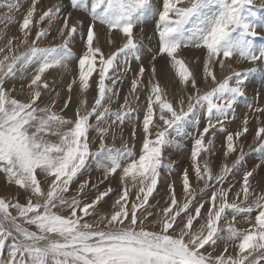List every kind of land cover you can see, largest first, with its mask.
Masks as SVG:
<instances>
[{
  "label": "snow or ice",
  "instance_id": "6c2138e0",
  "mask_svg": "<svg viewBox=\"0 0 264 264\" xmlns=\"http://www.w3.org/2000/svg\"><path fill=\"white\" fill-rule=\"evenodd\" d=\"M39 3L31 0L19 23V36L0 33L4 37L0 44V173L8 185L26 193L24 203L17 197H0V264H264V186H256L254 175L264 166V159L245 169L244 146L238 143L249 132L248 116L242 128L226 135L225 162L218 171L214 172L211 160L216 132H225V122L236 119V106L255 71L235 65H264V47L254 42L260 35L257 9H264V0H161V7L153 0H70L73 10L91 20L81 37L83 51L78 57L70 45L82 22L70 25L72 13L62 16L60 5L36 20ZM0 8H6L7 14L19 12L20 0H0ZM148 15L158 18L156 52L149 69L140 63L120 110L113 111L111 104L119 99L122 82L116 73L129 71L133 59L141 61L142 46L134 29ZM12 19L6 15L0 24L7 25ZM56 20L63 23L54 39L62 42L41 47ZM45 22L49 27H39ZM97 24L107 29L109 44L114 42L112 33L122 36L123 43L115 52L105 55L102 51ZM182 49L203 51L199 84L189 63L179 55ZM159 57L167 58L178 79L181 95L175 103L158 79ZM73 59L78 79L68 85L69 95L58 113L53 110L55 98L48 104L39 103L45 92L60 96L45 74L67 68ZM146 71L149 77L144 81ZM223 73L227 74L218 78ZM94 74L97 95L89 108L86 94ZM16 81L22 82L19 94L25 95L23 101L12 95L17 91ZM9 82L12 87H6ZM73 86L81 99L70 119L61 113L72 100ZM138 88L145 95L144 114L139 119L133 116V104L139 107ZM248 110L260 124L256 114H264V106L249 104ZM200 115L206 120L202 129ZM126 121H135L130 133L133 140L137 126L143 134L138 155L123 137V148L106 143L110 133L115 140L116 129ZM189 128L196 132L194 136ZM92 131L97 137L90 136ZM185 137L193 141L190 167L194 176L190 179L185 169L182 202L170 185L166 206L154 213L150 197L161 169L171 167L165 164L164 150L179 147L180 138ZM97 139L93 152L90 145ZM253 144L256 147L250 146V152L264 153V126L254 133ZM234 153L229 165L227 158ZM93 164L103 172V179L119 172L123 187L109 213H101L98 206L115 191L112 187L85 201V190L97 187L86 180L76 195H67L78 175ZM132 188L137 189L134 199H130ZM238 218L247 226L237 227ZM217 247L221 251L214 255Z\"/></svg>",
  "mask_w": 264,
  "mask_h": 264
},
{
  "label": "rangeland",
  "instance_id": "374dc122",
  "mask_svg": "<svg viewBox=\"0 0 264 264\" xmlns=\"http://www.w3.org/2000/svg\"><path fill=\"white\" fill-rule=\"evenodd\" d=\"M62 3V4H61ZM153 3L157 7H161V0H153ZM21 8L19 12H13L10 14H7L6 8H0V19L6 18V15L12 16V22L5 25L0 24V33H6L8 37L11 36H19V23L22 22L23 16L26 14L27 9L30 7L31 0H20ZM56 5H60L61 15H65L69 12L72 13L71 18L69 19V24H73L76 21H81L82 23L78 25V33L74 36L73 41L71 43V47L73 50L74 57H78L82 54L83 51V42L81 37H83L85 28L91 23L90 17H88L86 14L82 12H76L73 10L70 5V0H40V3L37 4V12L35 19L38 20L39 16L43 14V12L47 11L49 8H52ZM64 7V8H63ZM42 11V12H41ZM259 15V16H258ZM260 17V18H259ZM75 18V19H74ZM158 18L153 15H148L144 18V20L137 25V27L134 29V33L138 38L139 43L142 46V52H141V61L137 62L136 60H131L129 64L130 70L127 72H119L116 73L117 76L122 77V82L120 83V95L119 99L111 104V109L113 111L120 110V105L123 103L124 96L128 93L130 89V82L134 78V74L138 72V68L140 66V63H143V66L145 69L150 68L149 61L151 59L152 54L156 52L157 44H158V36L156 34V24H157ZM63 21L62 20H56L52 22V25L50 27V36L47 40L43 41L40 46H49V45H58L62 41L60 39H54L57 36V29L59 26H62ZM255 23L258 25L257 32L260 33V31L264 32V9H257V18L255 19ZM149 24V25H148ZM147 25V27H146ZM39 27H49L47 22H45L42 25H39ZM103 28V29H102ZM102 25L97 24L96 31L99 33L100 37V46L102 51L105 53V55H109L113 52H115L123 43V38L118 32L112 33V39L113 43L109 44L107 43V29ZM103 30V31H102ZM36 28H33V35L35 34ZM80 31V32H79ZM102 31V32H101ZM106 32V33H105ZM260 33L257 37L254 38V42L257 44L258 47H264V34ZM116 38V39H115ZM3 36H0V44L3 43ZM31 39V38H30ZM79 42V43H78ZM147 45V46H146ZM144 50V51H143ZM19 51H24L23 48L19 49ZM192 51V53H191ZM187 53V54H186ZM179 55L184 58L188 63L190 69L194 72L196 75L198 84L201 82V76H202V61H203V51L198 49H182ZM190 56V57H189ZM162 58V59H161ZM189 58V59H188ZM145 59V60H144ZM147 60V61H146ZM159 60H162L161 62H158ZM75 62L76 60L73 59ZM70 66L71 71L74 73L70 76L63 77L60 73V69H53L50 70L49 75L48 73L45 74L46 79L49 82H53V87L55 88L56 92L60 93L59 97H55V93H47L45 92L42 96L41 101L39 102L41 105L48 104L50 102V99L55 98L56 103L54 105L53 110L60 113L62 106L65 103L66 98L68 97L69 93L67 92V87L71 83L73 78L78 79V65L77 63H73ZM157 73H158V79L161 83V85L166 90L169 91V98L173 100L175 103L176 99L181 95L180 92V85L178 82V79L175 76L174 70L171 69L169 61L166 57H159L157 59ZM194 62V63H193ZM193 63V64H192ZM247 62L237 63L235 67L240 70L248 69V68H255V71L250 74L248 82H246L245 85V96L241 98L239 104L236 106V118L234 120H229L225 122V132H216L215 136V154L211 157L212 160V167L214 169V172L219 170V166L225 162L223 153L226 150L225 147V137L228 133H234L235 131L239 130L243 127V118L245 116L249 117V132L245 134L244 137H241V140L238 142L240 144H243L244 146V152H245V163L244 168L245 169H251L255 164L259 163L261 159H264V153L261 152H250L249 148L256 147L255 144H253L254 140V133L258 130V127L264 126V114H256L260 116L261 123L258 124L257 120L255 119L252 112L248 110L249 104H256L264 106V65H260L257 63L256 65L248 64ZM162 65V66H161ZM164 65V66H163ZM160 66V67H159ZM197 66V67H196ZM69 67V65H68ZM73 67L76 70H72ZM159 67V68H158ZM168 67V68H166ZM201 67V68H200ZM243 67V68H242ZM122 68V65H121ZM263 68V69H262ZM136 69V70H135ZM163 69V70H162ZM56 70L58 71V74L60 77L56 76ZM64 70V68H63ZM134 70V71H133ZM170 70V71H169ZM201 70V72H200ZM31 71V69L29 70ZM165 71V72H164ZM199 71V73H198ZM122 74V75H121ZM218 74V78L222 79L224 75ZM165 75V76H164ZM169 75V76H168ZM199 75V77H198ZM172 76V77H171ZM149 77L148 71L145 72L144 75V81H147ZM170 78V79H169ZM172 78V79H171ZM164 80V81H163ZM172 82V83H171ZM174 82V84H173ZM252 82V83H251ZM259 82V83H258ZM21 81L15 82V87L17 89L16 92H13L12 95L15 96L17 99L25 100V95L19 94L20 90V84ZM23 83H28L27 80L23 81ZM92 84V88L89 90V92L86 94V98L88 101L89 108L94 105L95 97L97 95L96 92V75L94 74L92 77V80L90 81ZM173 84V85H171ZM12 82H9L6 84V87H12ZM144 84L142 82L141 87H143ZM171 86V87H170ZM177 89V90H176ZM179 89V90H178ZM254 89V90H253ZM202 91H206L207 88L204 86H201ZM138 93L140 94V98L138 101L139 107H136V104H133V107L136 108V111L133 113V116L137 119L142 118L144 114V104H145V95L143 92L140 91L138 88ZM173 94H172V93ZM91 94V95H90ZM64 95V96H63ZM72 100L69 104V106L63 110L61 113L66 118H74L75 110L78 106V101L81 99L80 95L77 93L76 86H73V92L71 93ZM89 95V96H88ZM263 97H262V96ZM258 96V100H254V97ZM261 96V97H260ZM80 98V99H79ZM262 98V100H261ZM240 105V106H239ZM244 105V106H243ZM247 111V112H246ZM249 112V113H248ZM245 113V114H244ZM199 115V114H198ZM263 116V117H262ZM240 118V119H239ZM133 122L126 121L125 124L119 128L116 129V138L113 141L112 134L110 133L108 137H106V143L110 146H114L116 148H123L124 144L122 142L121 137H123V140H126L130 147H133V151L138 155L141 151V141L143 138V134L140 131V126H137V137L135 140L132 139L130 133L132 131ZM205 117L203 115H200V128L202 129L205 125ZM234 123V124H233ZM189 132H192L193 136L196 134V132L192 129H188ZM215 131V130H214ZM97 133L95 131H92L90 133L91 137H97ZM222 136V137H221ZM207 139V137H206ZM192 138L191 137H185L180 138V145L179 147H168L164 150V160L166 165H170L171 167H164L161 169V177L159 180V183L157 185L156 191L153 193L152 197H150L149 203L152 206V210L155 213L159 208H162L165 205V202L169 199V187L170 185H174L175 192L177 199L182 202V173L185 169L189 171L190 179L193 178L194 173L192 171V168L190 167L191 164V158H190V150L192 146ZM222 142V143H221ZM91 150L94 152L98 148V139L96 143H92L90 145ZM239 150V149H238ZM236 153L231 154L227 158V163L229 165L232 164L233 160L236 157ZM184 160V161H183ZM103 172L96 169L95 165L93 164L91 167L86 168L83 170L76 180L72 183L70 187V191L67 195L73 196L77 194V189L79 187L80 183H83L84 181H90L91 184H96V188H92L89 192L88 189H86L87 195L83 196V199L85 201H90L94 198V194L97 191H103L108 187H112L115 191H113L108 198H106V202H102L101 205L98 206V210L101 213H109L112 211V206L114 203V199L117 195V192L122 190V182L119 179V172L115 176H109L107 179H103ZM257 179V187L264 186V166L261 167V169L258 170L256 174H254ZM94 178V179H93ZM0 197H6L8 199H12L13 197H17L20 202H25V196L26 193L24 190L19 189L15 185H8L7 184V178L0 173ZM98 179V180H97ZM235 179H240V173L236 172ZM100 180H103L101 183ZM203 184L201 182L200 185L197 187H202ZM43 187L46 189L47 184H44ZM227 187V185H225ZM3 189V190H2ZM7 190V191H6ZM237 189L234 188L233 191H236ZM137 189L132 188L131 189V196L130 199H134L136 195ZM4 195V196H3ZM199 192L197 199H199ZM33 199H37L33 197ZM232 195H229V201H232ZM209 207L208 204H205V210ZM67 214V213H63ZM256 213L254 212L253 215ZM89 221L93 220L94 217H88ZM200 224V221H196L195 227H198ZM237 227L244 228L247 225L243 223L239 218L237 222ZM30 230H35L34 226H30ZM221 251V247H217L216 252L213 253L214 255L219 254ZM231 251V250H230Z\"/></svg>",
  "mask_w": 264,
  "mask_h": 264
},
{
  "label": "bare ground",
  "instance_id": "6f19581e",
  "mask_svg": "<svg viewBox=\"0 0 264 264\" xmlns=\"http://www.w3.org/2000/svg\"><path fill=\"white\" fill-rule=\"evenodd\" d=\"M62 4V3H61ZM64 8V7H63ZM71 8V7H70ZM42 12V11H41ZM259 16V15H258ZM260 18V17H259ZM75 19V18H74ZM149 25V24H148ZM263 25H264V23H263ZM146 27H147V25H146ZM149 27V26H148ZM147 27V28H148ZM264 27V26H263ZM259 28V27H258ZM103 29V28H102ZM105 29V28H104ZM103 31V30H102ZM101 31V32H102ZM80 32V31H79ZM106 33V32H105ZM260 33H262L261 31H260ZM262 34H264V32L262 33ZM116 39V38H115ZM79 43V42H78ZM147 46V45H146ZM83 48V47H82ZM144 51V50H143ZM191 53H192V51H191ZM187 54V53H186ZM190 57V56H189ZM162 59V58H161ZM189 59V58H188ZM145 60V59H144ZM147 61V60H146ZM162 60H159L158 62H161ZM76 62V61H75ZM74 61H73V63H75ZM194 63V62H193ZM192 63V64H193ZM76 64V63H75ZM156 64H157V62H156ZM71 65H73L72 64V62H70L69 63V67H67V68H64V70H63V68L62 69H60V73H61V75H63V77L65 76V77H67V76H70V75H72V74H74L72 71H71V69H70V66ZM248 65V64H247ZM162 66V65H161ZM164 66V65H163ZM160 67V66H159ZM158 67V68H159ZM197 67V66H196ZM75 67H73V69L72 70H76V69H74ZM166 68H168V67H166ZM201 68V67H200ZM237 68V67H236ZM243 68V67H242ZM263 69V68H262ZM136 70V69H135ZM163 70V69H162ZM134 71V70H133ZM170 71V70H169ZM263 71H264V69H263ZM122 72V71H121ZM165 72V71H164ZM200 72H201V70H200ZM198 73H199V71H198ZM56 76L57 77H60V75L58 74V71L56 70ZM175 74V73H174ZM48 75H49V73H48ZM122 75V74H121ZM165 76V75H164ZM169 76V75H168ZM46 77H48V76H46ZM172 77V76H171ZM198 77H199V75H198ZM202 77V76H201ZM200 78V77H199ZM170 79V78H169ZM172 79V78H171ZM201 79V78H200ZM164 81V80H163ZM248 82V81H247ZM172 83V82H171ZM252 83V82H251ZM259 83V82H258ZM173 84H174V82H173ZM173 84H171V85H173ZM171 87V86H170ZM18 89V88H17ZM167 89V88H166ZM177 90V89H176ZM179 90V89H178ZM254 90V89H253ZM169 92V91H168ZM172 93V92H171ZM173 94V93H172ZM91 95V94H90ZM264 95V94H263ZM64 96V95H63ZM87 96V95H86ZM89 96V95H88ZM262 96V95H261ZM260 96V97H261ZM263 97V96H262ZM80 99V98H79ZM24 100V99H23ZM261 100H262V98H261ZM240 106V105H239ZM244 106V105H243ZM261 106H262V103H261ZM247 112V111H246ZM249 113V112H248ZM245 114V113H244ZM204 117V116H203ZM263 117V116H262ZM237 119V118H236ZM240 119V118H239ZM234 124V123H233ZM222 137V136H221ZM222 143V142H221ZM215 144V143H214ZM184 161V160H183ZM94 179V178H93ZM1 180V179H0ZM98 180V179H97ZM101 181V180H100ZM1 182V181H0ZM3 190V189H2ZM7 191V190H6ZM4 196V195H3Z\"/></svg>",
  "mask_w": 264,
  "mask_h": 264
}]
</instances>
